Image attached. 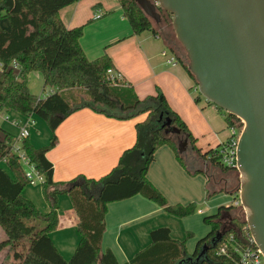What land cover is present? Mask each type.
Here are the masks:
<instances>
[{"label": "trees", "instance_id": "16d2710c", "mask_svg": "<svg viewBox=\"0 0 264 264\" xmlns=\"http://www.w3.org/2000/svg\"><path fill=\"white\" fill-rule=\"evenodd\" d=\"M80 1L0 0V113L16 112L25 118L36 115L52 132L50 145L45 148L36 149L29 138L22 141L30 162L44 177L43 188L50 211L43 214L23 196L30 182L18 156L12 152L16 138L0 128V227L6 235L0 242V252L8 248L17 264H120L111 250L102 247L108 206L137 195L155 202L177 218L194 215L198 211L195 203L170 205L148 178L155 153L163 146H170L186 167L179 152L178 136L166 133L167 121L189 138L197 155L209 160L223 173L234 171L222 164L219 148L203 154L196 147V139L188 126L171 109L161 92L141 100L123 78L115 83L108 78L110 69L117 72L108 55L92 61L87 58L81 47L85 26L67 28L60 16L62 9ZM119 1L133 35L145 31L160 35L170 53L195 80L188 70L185 50L176 38L172 16L158 9L162 20L172 28V34L162 33L135 0ZM100 7L95 6V11L98 12ZM5 19L10 23L9 30L1 26ZM33 72L43 75L45 89L56 91L45 98L33 95L28 86L29 75ZM79 93H83L82 98L77 95ZM85 107L122 120L146 113L149 116L137 124L135 145L123 153L109 174L98 180L78 177L64 188V184L54 182V167L46 155L57 145L58 127L72 113ZM219 110L225 114L229 126L237 120ZM2 162L6 167L1 165ZM62 194L70 197L80 220L81 240L70 260L61 255L50 237L59 225V197ZM212 195L207 193L208 198ZM234 210L233 206L221 207L217 214L204 218L211 230L198 241L193 254L187 252V240H174L169 228H159L151 233V244L126 264H238L239 255L231 248L226 254H219L226 238L234 234L240 240L239 234L247 226L246 217L239 214L243 209ZM223 212L231 214L232 222L227 224L222 220ZM219 233L222 234L220 240ZM205 247L206 253L198 260Z\"/></svg>", "mask_w": 264, "mask_h": 264}, {"label": "crops", "instance_id": "0c3cea01", "mask_svg": "<svg viewBox=\"0 0 264 264\" xmlns=\"http://www.w3.org/2000/svg\"><path fill=\"white\" fill-rule=\"evenodd\" d=\"M97 5H101L98 12L94 8ZM60 16L67 28L85 26L81 47L87 58L92 61L108 55L114 69L139 99L157 96L161 92L171 109L186 123L196 139V147L203 154L220 148L228 140L225 114L203 99L195 80L170 53L160 35L152 31L133 35L119 0H83L62 9ZM1 26L10 29L8 21H1ZM167 50L168 55L163 56L162 53ZM173 57L176 60L170 63ZM28 86L30 92L39 98L56 91L50 89L44 96L45 81L40 72L29 75ZM10 113L14 115L13 119L0 113V128L12 134L11 123L19 134L20 127L29 122L32 145L36 149L50 145L52 132L43 119L36 115L27 119L16 112ZM148 116L146 113L122 120L90 107L72 113L58 127L57 145L46 155L54 167V182L67 188L78 177L98 180L109 174L123 153L135 145L136 126L146 121ZM181 138L185 136H179L178 140ZM188 152L193 157L190 164L186 153H180L185 167L170 146L161 147L149 167L148 178L170 205L195 203L205 206L192 216L177 218L141 195L109 204L102 247L103 250H111L120 264L128 263L147 248L152 242L151 233L159 228H169L174 240H187V252L193 254L198 241L211 230L204 218L217 214L221 207L233 206L239 186L237 172L223 173L209 160L197 155L190 143ZM31 185L36 188L25 190L23 196L43 214L49 213L43 184ZM206 191H211L214 198L205 201ZM230 197H233L232 201ZM58 214L59 225L50 237L61 255L70 260L81 236L78 231L80 220L67 194L59 197ZM222 220L228 224L233 217L223 212ZM5 239L6 235L0 227V242ZM0 264H17L8 248L0 252Z\"/></svg>", "mask_w": 264, "mask_h": 264}, {"label": "water", "instance_id": "95a60500", "mask_svg": "<svg viewBox=\"0 0 264 264\" xmlns=\"http://www.w3.org/2000/svg\"><path fill=\"white\" fill-rule=\"evenodd\" d=\"M149 18L172 16L200 94L244 123L237 149L238 194L264 255V0H135ZM162 119V116L160 117ZM167 121V134L182 136ZM189 138L178 140L186 153ZM219 240L222 234H218ZM206 253L202 250L198 260Z\"/></svg>", "mask_w": 264, "mask_h": 264}, {"label": "built area", "instance_id": "2783aa9c", "mask_svg": "<svg viewBox=\"0 0 264 264\" xmlns=\"http://www.w3.org/2000/svg\"><path fill=\"white\" fill-rule=\"evenodd\" d=\"M154 3L156 7H159L158 0H150ZM100 16H98L99 18ZM168 50L164 51L163 56L168 55ZM175 57L171 58L169 61L173 63ZM18 68L17 65H15ZM108 78L112 82H116L117 79H121L120 73L115 72L113 69L108 71ZM198 88V86H197ZM199 90V89H198ZM29 119V118H27ZM244 128V123L237 119L234 124L228 125L229 138L221 145L219 148L220 154L222 156V164L234 171H237V149L239 140ZM30 137V127L29 122H26L22 127H20V132L15 142L12 145V152L18 156L20 162L25 169V176L30 184L44 183V177L38 172L34 164L30 162V159L26 155V152L22 148V141ZM233 206L235 208H242L241 201L239 199V194L237 195L236 201H234ZM240 240L231 234L226 238V240L221 244L219 249V254H226L231 248L232 251L239 255L238 264H264V255L261 249L256 245L253 236L251 235L250 228L247 224L244 231L239 234Z\"/></svg>", "mask_w": 264, "mask_h": 264}, {"label": "rangeland", "instance_id": "374dc122", "mask_svg": "<svg viewBox=\"0 0 264 264\" xmlns=\"http://www.w3.org/2000/svg\"><path fill=\"white\" fill-rule=\"evenodd\" d=\"M81 1H83V0H81ZM80 1V2H81ZM152 2V1H151ZM153 3V2H152ZM154 4V3H153ZM161 16V15H160ZM151 19V21H152V23L154 24V26L157 28V30H159V31H161L162 33H171L172 34V28L168 25V24H166L163 20H162V17H160V19L158 20V19H156V18H150ZM2 21H8V20H2ZM172 21H173V19H172ZM168 27V28H167ZM182 54V53H181ZM50 90V88H47L46 90H45V92H44V96L47 94V93H49L48 91ZM78 96H79V98L81 97L82 98V96H83V93H79V94H77ZM203 97V96H202ZM203 99H205L204 97H203ZM85 100V98L82 100L84 103L85 102H87V101H84ZM206 100V99H205ZM205 102V101H204ZM153 103V102H152ZM151 103V104H152ZM153 106V105H152ZM4 116H8V117H10V118H14L13 116V114H9V113H5V114H3ZM138 117V116H137ZM33 119H35L34 117H33ZM36 120V119H35ZM8 123V122H7ZM10 125H11V130H12V134H14L15 136V138H17L18 137V129L16 128V127H14L11 123H9ZM156 125V124H155ZM17 134V135H16ZM176 138V137H175ZM182 155H184V154H182ZM190 164V163H189ZM2 166L3 167H6V163L5 162H2ZM24 169H26V168H24ZM239 177V175H237V178ZM38 186H41L40 184H38ZM34 188H36V186H32L31 184H28L26 187H25V190H30V189H34ZM24 190V191H25ZM207 192H211V191H206V194H205V201H207V199H211V198H214V196H211V197H209L208 198V196H207ZM233 200V197H230V201H232ZM197 206H198V209H201L203 206H205L204 204H196ZM42 213V212H41ZM241 216H243L244 218H245V213H244V211H242V212H240L239 213ZM206 224V223H205ZM207 225V224H206ZM207 226H209V225H207ZM208 229V228H207ZM211 229V227L209 226V230Z\"/></svg>", "mask_w": 264, "mask_h": 264}, {"label": "flooded vegetation", "instance_id": "af4514ba", "mask_svg": "<svg viewBox=\"0 0 264 264\" xmlns=\"http://www.w3.org/2000/svg\"><path fill=\"white\" fill-rule=\"evenodd\" d=\"M185 155H186V158L188 159V162H189V163H191V162H192V160H193V157H192V156H190V153H189V152H188V153L186 152V154H185Z\"/></svg>", "mask_w": 264, "mask_h": 264}]
</instances>
